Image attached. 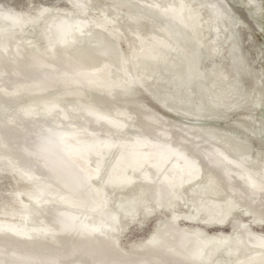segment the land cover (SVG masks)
Segmentation results:
<instances>
[{
	"label": "water",
	"instance_id": "95a60500",
	"mask_svg": "<svg viewBox=\"0 0 264 264\" xmlns=\"http://www.w3.org/2000/svg\"><path fill=\"white\" fill-rule=\"evenodd\" d=\"M211 131L264 154V0H0V264H81Z\"/></svg>",
	"mask_w": 264,
	"mask_h": 264
},
{
	"label": "bare ground",
	"instance_id": "6f19581e",
	"mask_svg": "<svg viewBox=\"0 0 264 264\" xmlns=\"http://www.w3.org/2000/svg\"><path fill=\"white\" fill-rule=\"evenodd\" d=\"M211 132L151 192L158 207L169 209L179 201L191 210L188 225L182 227L176 220L183 216L173 215L148 245H137L145 253L139 258L119 250L108 236L81 264H264V232L255 230L264 228V164L243 154L241 144L228 151ZM189 185L187 197L182 189ZM142 203L151 208L147 197ZM232 217H239L234 236L215 237L199 225L222 228Z\"/></svg>",
	"mask_w": 264,
	"mask_h": 264
},
{
	"label": "rangeland",
	"instance_id": "374dc122",
	"mask_svg": "<svg viewBox=\"0 0 264 264\" xmlns=\"http://www.w3.org/2000/svg\"><path fill=\"white\" fill-rule=\"evenodd\" d=\"M211 134H213L217 139H221L225 143L226 147L228 146L229 148L232 149L233 147H236L237 145L240 146V143H237L235 141L233 142V140H230L229 138H226V137H224L218 133H215L212 131ZM228 147H227V149H228ZM231 149H228V151ZM240 149H241V152L243 154L251 153L250 154L251 159L252 158H253L252 160L255 159L254 160L255 163L264 164V161H263L264 160V154L262 155V153H259V152L255 151L251 148H248L242 144L240 146ZM254 156H255V158H254ZM258 159H260V160H258ZM190 187L191 186L189 185V186L184 187L182 189V191H185L187 197L190 196V190L188 191V189ZM153 199H154L153 194L150 193L147 196V204L151 208L143 209L142 205L144 203L141 202L137 206V208L135 209V210H137V213L131 212L130 215L114 230V232H112L109 235V236L114 238L115 244L117 247H119V250H121V251L124 250V252H129L128 255L130 257H133V256H135L136 258L142 257V255H144L145 253L143 252V254H142V252H140L137 249V245L138 246H140L142 244L148 245V243L151 242L152 238L154 236H156V234L158 236L162 232L161 229L164 225H169L170 224L169 222L174 221L173 215L178 214L177 216H179V215L183 216V217L179 218L178 220H176V222H179V225H181L182 227L188 225V224H185L184 222L186 221L185 217H188L190 215L191 210L184 207L179 201H174L173 207L167 209L165 207L156 206V204L154 202L155 200H153ZM178 204H179V207L177 206ZM198 217H200V216H198ZM238 218L237 217L230 218L229 221H227L222 226V228H214L213 225H209L207 223H205L206 225H203V224H201V222H199L200 223L199 225L201 227L205 226L203 228H205L206 232L209 233L210 235H214V236L216 235L215 237L234 236V233H235L234 227L236 226V224L238 222ZM241 219L244 221L248 220V218H246V217H241ZM186 222H188V221H186ZM196 222L192 221L189 224H195ZM249 222H251V221L248 220V223ZM255 230H257L259 232H264V228L263 229L255 228ZM216 231H221V232L219 233ZM229 232H231V235ZM222 235H224V236H222ZM134 247H136V248L134 249ZM136 250H138V251L136 252Z\"/></svg>",
	"mask_w": 264,
	"mask_h": 264
}]
</instances>
